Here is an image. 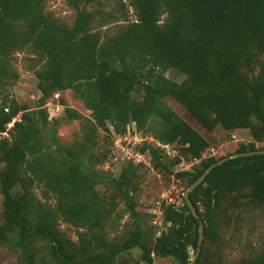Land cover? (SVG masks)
Masks as SVG:
<instances>
[{"label": "trees", "instance_id": "trees-1", "mask_svg": "<svg viewBox=\"0 0 264 264\" xmlns=\"http://www.w3.org/2000/svg\"><path fill=\"white\" fill-rule=\"evenodd\" d=\"M47 1L0 0V249L18 264H189L200 221L183 195L179 206L163 205L156 228L138 210L145 166L122 162L117 177L101 167L112 161V131L123 135L134 122L181 151L169 158L154 144L141 148L185 191L225 158H204L209 142L167 98L209 131H249L253 141L232 155L264 151V0H120L110 10L107 0H69L72 23L48 12ZM26 50L43 61L34 108L6 92L19 79L12 58ZM66 91L90 117L64 99L48 106ZM76 121L82 135L63 142L58 128ZM183 156L199 164L174 173ZM189 197L204 224L195 264H264V239L227 263L221 229L233 217L264 218V154L215 168Z\"/></svg>", "mask_w": 264, "mask_h": 264}, {"label": "rangeland", "instance_id": "rangeland-1", "mask_svg": "<svg viewBox=\"0 0 264 264\" xmlns=\"http://www.w3.org/2000/svg\"><path fill=\"white\" fill-rule=\"evenodd\" d=\"M118 1L120 0H107L104 5L107 10H110ZM124 2H126V0H124ZM46 9L61 21L72 23L74 20L75 11L70 6L69 0H49L47 1ZM128 12L130 20L134 21L137 18L134 11L129 9ZM42 63L40 57H38L34 52L27 50L19 51L12 58V64L19 75V79L15 82L10 81L6 92L19 103L27 104L31 108L36 106L37 101L41 97V94L37 89L35 69H37ZM165 75L168 79L177 83L184 80V77L175 71H168ZM60 99H64L70 108L76 109L86 117H90L91 112L86 110L83 104L75 99L71 91L63 92L60 96L56 95L55 98H52L49 101L48 106H50L51 102L57 105ZM166 103L175 113H177L185 122H187L209 142L210 147L204 153V158L215 157L220 159L227 157L234 154L241 143L248 144L253 141L251 133L247 130H238V134H235V131L228 132L219 125H216L213 130L209 131L198 124L186 108L178 104L172 98H167ZM57 108L61 111V107L57 106L56 112ZM132 125H134L133 127L135 128L133 134L137 133L139 137L142 136L148 141L153 139L151 135L143 133L144 131L138 128L136 122L132 123ZM110 129L112 130L111 127ZM58 134L63 142L71 143L75 140V138L82 135L80 122L62 123L58 128ZM112 136H115L113 131ZM258 147L262 148L261 145ZM180 152L181 151H179V154L181 156ZM181 161H184L185 164H191L193 162L192 160H186L184 156ZM120 165V163L111 161L103 165L101 169L103 171L110 172L113 176L117 177L120 173ZM195 165L197 164L195 163ZM179 169V165H175L171 168V171L176 173ZM141 172L144 176L138 207V210L141 213H149V209L155 204V202L162 199L161 195L163 193L171 195L181 204V196L185 193L186 187L184 183L176 180L173 175L153 169L151 161L149 166H145L141 169ZM1 209L2 196L0 195V213ZM231 222V226L221 228L226 241L227 263H234L237 259L241 258L243 254L247 253L250 245L256 244L264 239V218L252 221L249 217H246L245 221L241 220L237 224L235 217H233ZM64 228L66 229L67 227L64 226ZM67 231L70 233V236L74 235L72 230L67 229ZM132 255L138 258L140 256V252L138 250H134ZM0 264H18L17 257L5 249H0ZM154 264H170V261L156 259Z\"/></svg>", "mask_w": 264, "mask_h": 264}, {"label": "built area", "instance_id": "built-area-1", "mask_svg": "<svg viewBox=\"0 0 264 264\" xmlns=\"http://www.w3.org/2000/svg\"><path fill=\"white\" fill-rule=\"evenodd\" d=\"M59 108H57V112H59ZM12 125H10L11 127ZM134 125H130L127 128L126 133L123 135H114V144L112 147V161L115 163H122V162H131L134 165H144L149 166L150 165V158L148 153H143L141 148L144 146V144H154L156 147L160 148L165 152L166 155H168L169 158H176L179 155L178 149L173 145H162L156 140L150 139L148 141L147 139H144L142 136L139 137L137 133L133 134L135 128ZM136 132V131H135ZM196 164H199L198 160H194L191 164H185L184 161H182L179 164L180 169L178 172L183 171H190L192 168L191 166H194ZM162 199L155 202V204L149 209V215L151 216V224L152 226L156 228H163V205H176L179 206L180 203L176 201L175 198H173L171 195H168L167 193H163L161 195ZM170 226V224H168Z\"/></svg>", "mask_w": 264, "mask_h": 264}, {"label": "water", "instance_id": "water-1", "mask_svg": "<svg viewBox=\"0 0 264 264\" xmlns=\"http://www.w3.org/2000/svg\"><path fill=\"white\" fill-rule=\"evenodd\" d=\"M256 154H259V155H263L264 154V151H260V152H250V153H245V154H235V155H232V156H228V157H225L221 160H219L217 163L211 165L204 173L203 175L194 183L192 184L186 191L185 193L183 194V197H184V200L188 206V208L190 209L193 217L195 219H197L198 221H200V236H199V243H198V249L196 251V254L194 255L193 259L190 261L189 264H195L199 255H200V252H201V247H202V244H203V240H204V224L201 222L200 220V216L196 210V208L194 207V205L192 204V202L190 201V194L192 192H194L205 180L206 178L208 177V175L217 167L225 164L226 162H228L229 160H232V159H237V158H241V157H248V156H253V155H256Z\"/></svg>", "mask_w": 264, "mask_h": 264}, {"label": "crops", "instance_id": "crops-1", "mask_svg": "<svg viewBox=\"0 0 264 264\" xmlns=\"http://www.w3.org/2000/svg\"><path fill=\"white\" fill-rule=\"evenodd\" d=\"M238 131V130H237ZM237 131H235V134H238Z\"/></svg>", "mask_w": 264, "mask_h": 264}]
</instances>
